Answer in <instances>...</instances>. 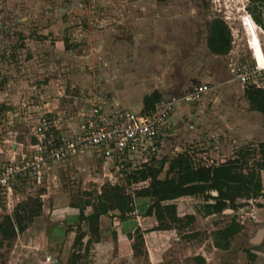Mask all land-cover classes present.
Segmentation results:
<instances>
[{
    "label": "rangeland",
    "instance_id": "rangeland-1",
    "mask_svg": "<svg viewBox=\"0 0 264 264\" xmlns=\"http://www.w3.org/2000/svg\"><path fill=\"white\" fill-rule=\"evenodd\" d=\"M248 2L249 0H0V76L6 81L9 78L15 79L14 82L18 78L28 80L27 85L30 87L36 85L35 89H30L31 92L41 87L37 83L39 78L45 79L47 83L51 79L57 80V85L61 86L65 95L59 101L60 111H54L53 114L58 112L62 119L70 115L77 116L82 108L90 106L89 92L93 89V83L99 82V73L94 74L95 66L89 54L94 53L103 59L108 55L105 53L107 49L104 36L109 34V28L112 34H122L125 37H130L134 31L146 32L148 28H153L165 44L163 34L168 27H172L170 21L175 16H199L207 30L214 19L221 18L229 27L239 28L241 39L234 47V52H238L242 59H249L245 35L239 23V17L248 13ZM178 3L186 4V8H179ZM244 17L247 20L245 25L250 45L258 61L264 64L258 25L251 16L244 14ZM155 21L157 25L154 24ZM261 30L264 43V29ZM149 33L146 34V40L152 39ZM60 42L64 45H60ZM117 43L112 42L110 48L112 46L119 49L121 46ZM59 50H63L67 58H62ZM225 61L229 63V54ZM23 97V102L28 105L39 103L38 96L33 93L31 97L26 94ZM1 104L0 167L11 162L8 159L12 152L10 140L26 141L34 138L33 132L39 125L38 118L46 114L39 113L37 109L28 112L27 108L20 105L17 106V111L8 112ZM255 112L258 114L253 119L254 134L250 131L237 135L228 134L220 121L215 134L207 138L204 145L196 142L186 145L184 141L173 152L167 146L156 162V165L163 166L160 177L166 176L167 159L174 158L180 152H187L194 165H213L224 162L234 157L242 148L249 147L254 151L246 167L251 166L260 157L258 144L264 140V116ZM28 114L32 116L29 119ZM184 133L185 131H181L180 134L185 135ZM223 159L225 160L222 161ZM109 171L102 159L85 152L58 163L43 179L27 176L15 181L13 193L9 197L0 198V219L5 215H12L16 205L29 197H41L43 210L15 239L2 242L0 236V264H39L38 258L49 262L48 264H66L77 233L75 224L79 212L78 208L70 206L71 202L83 203L84 199L95 198L106 183L123 185L130 193L146 185L144 182L132 183L126 176L116 175L114 170L110 176L112 172ZM260 177L264 187V170L260 171ZM150 202V198L135 197V211L123 221L113 215L102 216L101 241L92 245L81 262L264 264V240L258 245L248 243V239L264 223L263 196L240 198L236 210L227 208L229 210L225 209L223 213L212 215L204 213L205 198L202 195L181 197L176 200L178 219L170 229H158L154 216H144ZM90 210L87 207L86 212ZM190 215L194 216L192 221L187 220ZM233 217L243 225V229L232 238L230 247H226L220 230ZM87 238L88 236L84 241ZM60 246L61 249L58 250ZM251 254H255L254 259ZM200 257L204 260L200 261ZM55 259L60 262L54 263Z\"/></svg>",
    "mask_w": 264,
    "mask_h": 264
},
{
    "label": "crops",
    "instance_id": "crops-1",
    "mask_svg": "<svg viewBox=\"0 0 264 264\" xmlns=\"http://www.w3.org/2000/svg\"><path fill=\"white\" fill-rule=\"evenodd\" d=\"M154 24L157 25V22L155 21ZM110 29L109 34L104 36L107 43H105L107 49L105 53L108 55L103 59L94 53L89 54V58L92 57L91 60L95 66L94 74L99 73V82L93 83V89L89 92L91 96L88 99L89 104L101 96L112 102L118 101L124 109L143 110L144 97L155 90L160 91L163 98H170L181 96L196 84L210 83L215 87L205 92L195 102L176 105L177 107L168 122L162 153L167 146H170L173 152V149H177L178 145L184 141H186V145L194 142L204 145L207 143V138L213 137L216 132L215 128L220 121L228 134L237 135L249 131L254 134L253 119L257 112L251 108L246 88L232 80L228 63L225 61L228 53L217 54L209 48L208 30L203 32L199 29L186 28V32L180 35L175 31L171 32L172 38L175 41L178 40L179 43L169 39L167 36L169 33L164 32L165 44H163L156 33L157 31L153 28H148L146 32L134 31L130 37L112 34ZM148 33L152 39H149L147 35L148 39L146 40L145 37ZM92 37L95 38L94 35ZM112 42H118L117 44L121 47L116 49L111 46L110 48ZM122 42L125 44L122 45ZM127 44L128 46H126ZM126 48H128V54ZM59 53L62 54V58H67L63 50H59ZM102 80H104L103 83H101ZM14 81L15 79L10 78L6 81L3 76H0V103L2 106H6L8 112L17 111L19 105L27 108L28 112L37 109L39 113L51 115L56 120L58 130L63 131L66 135L76 129L82 111L77 116L70 115L65 119H62L58 112L53 114L54 111H60L58 109L60 108L59 101L65 95L61 86L57 85V80L51 79L47 83L45 79L39 78L36 81L41 87L34 92H31L30 89H35L36 85L30 87L29 84L27 85L28 80L24 81L22 78H18L16 82ZM23 88L26 89L23 90ZM23 93L29 97L32 93L38 96L39 103L28 105L27 102H23L25 95ZM30 102L28 101V103ZM31 117L28 114V119ZM40 118H38V122ZM181 131H185V135H181ZM33 135L35 137L31 140H10L12 152L9 155V161H17L24 153L31 151V145L37 142V136ZM213 194L215 193L213 192ZM201 195H194V197ZM60 249L61 246L58 250ZM37 262L39 264L49 263L41 258H38ZM53 262L59 263L60 261L55 259Z\"/></svg>",
    "mask_w": 264,
    "mask_h": 264
},
{
    "label": "trees",
    "instance_id": "trees-1",
    "mask_svg": "<svg viewBox=\"0 0 264 264\" xmlns=\"http://www.w3.org/2000/svg\"><path fill=\"white\" fill-rule=\"evenodd\" d=\"M248 12L255 22L264 29V0H249ZM207 38L209 48L217 54H226L231 49V31L225 20L214 19L209 26ZM246 95L251 108L264 115V88L249 86ZM163 99V94L155 90L144 97L143 110L151 111ZM2 107L6 108L5 105ZM254 149L242 148L233 158L219 164L194 165L187 152H180L168 161L166 176L162 164H146L131 170L126 176L132 183H146L136 188L133 193L120 184L106 183L101 192L93 199H84L83 203L71 202L70 206L79 209L75 224L77 233L73 241L72 251L66 264H83V258L96 242L101 241V217L114 216L126 220L135 211V197L150 198L144 216H154L158 229H170L178 219L176 200L181 197L202 194L205 198L204 213L212 215L223 213L225 209L236 210L240 198L264 197V187L260 171L264 170V140L258 144L260 157L251 166H247ZM161 163H164L162 160ZM247 169V170H245ZM216 192V194H213ZM87 207L91 208L86 212ZM42 198L29 197L14 208L12 215L0 219L1 241L15 239L36 217L42 214ZM194 219L188 216V221ZM243 229V225L232 218L222 226L221 235L226 247H230L232 238ZM68 230V229H67ZM70 230V229H69ZM88 236L87 240L84 238ZM255 258V254H251ZM200 261L204 259L199 258Z\"/></svg>",
    "mask_w": 264,
    "mask_h": 264
},
{
    "label": "built area",
    "instance_id": "built-area-1",
    "mask_svg": "<svg viewBox=\"0 0 264 264\" xmlns=\"http://www.w3.org/2000/svg\"><path fill=\"white\" fill-rule=\"evenodd\" d=\"M244 14L252 15L248 12L239 17L249 59H242L238 52H234L241 36L239 28L230 26L232 39L228 67L232 80L245 88H264V65L260 64L250 45L243 22ZM258 29L264 53L262 28L258 25ZM214 87L210 83L196 84L181 96L163 98L148 112L124 109L118 101L112 102L100 96L82 110L76 129L69 135L58 130L56 120L51 115L42 116L33 132L37 142L31 145V151L24 153L19 161H11L0 167V198L13 193L15 181L27 176L43 179L53 165L85 152L102 159L105 167L111 172L114 170L118 176H127L131 170L146 164H156L161 157L168 122L176 105L195 102ZM110 174L112 176L113 172Z\"/></svg>",
    "mask_w": 264,
    "mask_h": 264
},
{
    "label": "flooded vegetation",
    "instance_id": "flooded-vegetation-1",
    "mask_svg": "<svg viewBox=\"0 0 264 264\" xmlns=\"http://www.w3.org/2000/svg\"><path fill=\"white\" fill-rule=\"evenodd\" d=\"M177 6L179 8H186V4H181L178 3ZM184 7V8H183ZM188 7V6H187ZM190 8V5H189ZM199 17V16H198ZM195 16H179V17H173L172 20L170 21V25H172V27H168L167 28V32L169 33V35H167L169 37V39L174 40V38H172V34L171 32H177L179 35L183 34L184 32H186V28H190L191 30H203V32H206L207 29L205 28L204 24H202L201 20ZM209 30V28H208ZM171 34V35H170ZM177 43H179V41H175ZM184 42V40H183Z\"/></svg>",
    "mask_w": 264,
    "mask_h": 264
},
{
    "label": "water",
    "instance_id": "water-1",
    "mask_svg": "<svg viewBox=\"0 0 264 264\" xmlns=\"http://www.w3.org/2000/svg\"><path fill=\"white\" fill-rule=\"evenodd\" d=\"M244 24L247 23L246 18H243ZM230 209V208H229ZM227 209V210H229ZM225 211V210H224ZM264 240V223L255 231L254 235L248 239L250 245H258Z\"/></svg>",
    "mask_w": 264,
    "mask_h": 264
},
{
    "label": "bare ground",
    "instance_id": "bare-ground-1",
    "mask_svg": "<svg viewBox=\"0 0 264 264\" xmlns=\"http://www.w3.org/2000/svg\"><path fill=\"white\" fill-rule=\"evenodd\" d=\"M261 65H264L262 62H260Z\"/></svg>",
    "mask_w": 264,
    "mask_h": 264
}]
</instances>
